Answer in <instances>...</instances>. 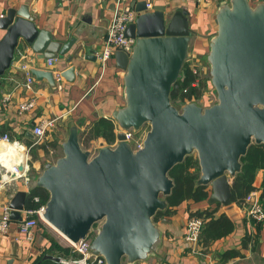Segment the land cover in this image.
<instances>
[{"label": "water", "instance_id": "water-1", "mask_svg": "<svg viewBox=\"0 0 264 264\" xmlns=\"http://www.w3.org/2000/svg\"><path fill=\"white\" fill-rule=\"evenodd\" d=\"M131 8L137 17L126 35L135 45L130 53L115 52L118 66L126 71V104L113 117L124 129L149 123L143 147L133 151L125 133L118 131L115 146L102 144L92 155L82 147L75 125L63 143L64 155L46 163L32 184L49 192L43 217L68 240L85 238L101 223L87 264L99 255L106 264H123L124 257L135 261L154 251L160 230L153 217L167 207L164 196L174 185L168 173L193 151L201 169L198 182L211 189L208 203H220L228 212L236 209L232 177L241 170V157L250 145L264 144V3L254 7L249 0H229L221 6L208 55L218 102L203 108L192 101L182 111L170 94L189 55L188 19L167 13L164 6L150 10L146 1L134 2ZM1 31L0 84L21 42L40 59H73L67 53L75 39L64 43L39 29L28 3L6 9ZM32 74L56 87L51 70L34 67ZM61 75L66 82L75 81V67ZM27 196L17 191L11 199L12 219H23ZM43 259L61 261L51 254Z\"/></svg>", "mask_w": 264, "mask_h": 264}, {"label": "crops", "instance_id": "crops-1", "mask_svg": "<svg viewBox=\"0 0 264 264\" xmlns=\"http://www.w3.org/2000/svg\"><path fill=\"white\" fill-rule=\"evenodd\" d=\"M119 1L129 7L134 2L146 1L150 10L155 6H164L167 13L183 14L188 19L192 33L189 56L205 59L209 65L211 41L218 30L217 14L221 6L229 0H0V13H5L8 7L19 8L28 3L39 29L50 31L53 39L64 43L75 39L67 53L73 54V59L67 62L60 58L53 67L59 71L69 66L75 67V81L66 82L64 79L61 90L52 87L47 79L37 78L32 90L20 86L15 88L16 79L19 82L24 79V72L19 68L20 63L28 60L35 68L48 69L46 60L38 58L30 45L23 42L18 45L11 67L1 80L0 131L9 128L7 131L12 134V139H20L26 146L31 147L34 145L31 129L41 120L56 118L54 127L42 142L37 143L39 146L34 156H30L29 168L34 180L43 171L44 164L51 160L47 158L48 154L53 153L50 149L56 154L54 159L64 155L63 143L67 140L72 126H78L80 134L101 117L111 118L116 128L118 126L113 113L126 104V71L118 66L115 55L105 66L98 60L97 55L106 42L108 27ZM249 2L255 7L264 3V0ZM0 33L4 34L5 31ZM22 54H26L25 59H22ZM9 91L12 92V100L5 107L2 99ZM35 95V109L19 113L18 104ZM102 144H105L103 138L89 142L92 155L97 153ZM2 168L4 167H0V175ZM262 179L263 171H259L255 182L258 188ZM29 190L30 186L23 179L0 182V215L3 208L9 206L17 191H26L28 194ZM28 198L29 194L25 208L28 207ZM209 206L208 201L195 203L189 200L173 208V213L160 215L154 220L160 230V238L154 251L145 259L130 261L124 257L123 264H264V220L257 221L249 216L245 206L236 205V209L228 212L221 205V210L228 213L236 225L234 231L226 237L214 241L208 247L202 246L200 242L186 240L190 213ZM24 216L22 212V217ZM19 222L11 218L7 232H0V264H36L38 261L48 260L43 259L46 254L58 256L60 259H72L71 256H60L63 254L54 249L51 253L48 252L51 239L61 247H70L68 239L52 225L39 222L34 238L28 240L19 232Z\"/></svg>", "mask_w": 264, "mask_h": 264}, {"label": "built area", "instance_id": "built-area-1", "mask_svg": "<svg viewBox=\"0 0 264 264\" xmlns=\"http://www.w3.org/2000/svg\"><path fill=\"white\" fill-rule=\"evenodd\" d=\"M199 2H209L211 0H198ZM150 7V5H148ZM4 13H0V17H3ZM137 17V12L129 7L128 5H123L120 1L117 2L114 14L112 17V21L108 27L107 39L102 48V51L97 55L98 60L101 62L103 66L106 65L110 58H113L115 52L117 50H123L125 52H132V49L135 45V39L126 35V29L129 24L133 23ZM22 59L26 58V54L21 55ZM59 58H49L46 60V67L48 70L53 72L56 88L61 90L64 87V78L61 75V71L53 69L57 62H59ZM188 63L191 62L190 65L193 75L195 76V80L193 81V86H199L201 78L199 79L198 70L200 67V63L198 58L195 56H189L186 60ZM190 64V63H189ZM11 67V66H10ZM24 72L23 81L19 82L16 79L15 88L23 87L28 90H32L36 77L32 74V69L34 68L32 64L27 60L25 62L20 63L19 67ZM203 69V68H202ZM207 68H204V70ZM200 71V70H199ZM14 88V89H15ZM188 89H185L184 92H187ZM12 100V92L4 94L2 99L3 106L6 107ZM195 101L193 98L191 101H186L184 104ZM36 106V95L31 98L22 101L18 104L19 113L30 112L35 109ZM56 118H46L37 123L32 129L31 134L34 138V145L42 142L47 136L48 131L54 127ZM150 130V124L145 123L139 129L129 128L124 129L119 125L116 128V133L118 131H123L125 133L126 139L133 151H137L141 149L144 145V140L146 134ZM118 143L116 142L114 146ZM14 145L17 151L23 152L25 154V158L23 159H14L13 156L11 159H6L4 156H1L2 152H0V167H4V173L0 175L1 183L12 182L15 179H23L27 186L32 185L34 181V177H32L29 168V148L26 146L20 139H12L8 134H4L0 136V146ZM32 145V146H34ZM5 151V150H2ZM52 151V150H51ZM22 165L23 169L20 170L19 166ZM34 199L39 201V197L35 196ZM245 210L249 216H252L257 221L264 220V207L260 200V190L255 189L246 197L245 199ZM46 203L40 205L38 208H25L22 212H24L25 216L19 222V232L22 233L28 240H32L35 235V230L39 225V222H47L43 215L45 212ZM11 208L9 206H5L3 208L2 214L0 215V232H7L10 221H11ZM48 223V222H47ZM100 222L95 224L92 230L87 234L85 238H81L77 242L69 241V246L73 250V252L77 253L79 257L77 259H63L61 258V262L64 264H87V260L92 256V241L95 238L98 229L100 228ZM203 220L197 216H190L187 222V232H186V240L191 242H199L200 232L202 228ZM93 264H106V259L104 256L99 255L96 256Z\"/></svg>", "mask_w": 264, "mask_h": 264}, {"label": "trees", "instance_id": "trees-1", "mask_svg": "<svg viewBox=\"0 0 264 264\" xmlns=\"http://www.w3.org/2000/svg\"><path fill=\"white\" fill-rule=\"evenodd\" d=\"M4 76V75H3ZM2 76V77H3ZM2 80V79H1ZM195 76L192 73L188 62L185 61L181 75L172 86L171 101L174 104L179 99L180 102L191 101L195 97H200V87H205L208 84V79L204 78L200 81L199 86H193ZM188 89L187 92H184ZM9 128H4L0 131V135L9 134ZM80 143L88 145L90 141L103 138L104 145H111L116 140V124L108 117L97 119L87 130L79 134ZM12 138V136H11ZM241 170L232 177V201L239 207L246 206L245 199L255 189L260 190V200L264 207V144L253 143L250 145L247 153L241 157ZM259 171H263V179L261 186L258 188L255 185L256 177ZM169 176L173 180V188L169 195L164 196L167 202V207L156 212L153 220H156L160 215H169L173 213V208L182 204L185 201L192 200L195 203L208 201L211 193L209 185L200 184L198 179L201 175L198 156L193 154L187 155L184 160L177 163L170 171ZM29 198L27 208L36 209L40 205L45 204L49 199V192L40 186H31L29 190ZM39 197V201L34 199ZM191 216L202 218L203 224L200 232L199 242L202 246L208 247L214 241L226 237L235 229V222L226 213L221 210V204H210L208 208L203 210L192 211ZM49 253L52 249L61 252L64 257H72L77 259L79 255L71 249V247H61L54 240H50ZM41 264H62L54 260H44Z\"/></svg>", "mask_w": 264, "mask_h": 264}, {"label": "rangeland", "instance_id": "rangeland-1", "mask_svg": "<svg viewBox=\"0 0 264 264\" xmlns=\"http://www.w3.org/2000/svg\"><path fill=\"white\" fill-rule=\"evenodd\" d=\"M198 58V57H197ZM198 61H199V63H200V67H202V68H200L199 70H198V78L200 79H204V78H206V79H208L209 81H208V84H207V86H205V87H200V89H199V92H201L200 94V97H195V101L200 105V106H202L203 108H206V107H209V106H211V105H213V104H215V103H217L218 102V95H217V92H216V89H215V87H214V85L212 84V82H211V73H210V64L208 65L207 64V62H206V60L205 59H201V58H198ZM190 63V64H189ZM188 63V65L190 66V65H192V63L191 62H189ZM191 68V67H190ZM204 68H207V69H205L204 70ZM200 85V84H199ZM174 105L180 110V111H182V109H183V106L185 105L184 103H182V102H180L179 101V99L178 100H176L175 102H174ZM49 132V131H48ZM8 134V133H7ZM9 135V134H8ZM1 136V135H0ZM10 136V135H9ZM12 136V135H11ZM10 136V137H11ZM34 139V138H33ZM46 141V140H45ZM115 142H116V140H115ZM115 142L113 143V144H111L110 146H114V144H115ZM108 145V144H107ZM38 146H39V144L37 145V144H35L34 146H31L30 148H29V155L31 156H34V154H35V152H36V150H38L37 148H38ZM89 145H85V147H84V145H83V148L84 149H86V150H89V147H88ZM100 149V148H99ZM98 149V150H99ZM52 149H50V151H51ZM47 152V151H46ZM51 152H53V153H50V154H48V156H47V158L48 159H51L50 161H48V162H51V163H53V162H56L57 161V159H54V157H56L55 155V153H54V151L52 150ZM98 152V151H97ZM91 154H93V152H91ZM194 156H197V151H193V153H192ZM47 162V163H48ZM46 164V163H45ZM44 164V165H45ZM43 170H44V166H43ZM2 173H4L5 171H4V168H2V171H1ZM42 173V172H41Z\"/></svg>", "mask_w": 264, "mask_h": 264}, {"label": "bare ground", "instance_id": "bare-ground-1", "mask_svg": "<svg viewBox=\"0 0 264 264\" xmlns=\"http://www.w3.org/2000/svg\"><path fill=\"white\" fill-rule=\"evenodd\" d=\"M2 150H5V151H2ZM0 152H2L1 156H4L7 160L11 159L12 156H13L14 159H23V158H25V154L23 152L17 151L13 144L12 145H7V146H3V145L0 146Z\"/></svg>", "mask_w": 264, "mask_h": 264}]
</instances>
